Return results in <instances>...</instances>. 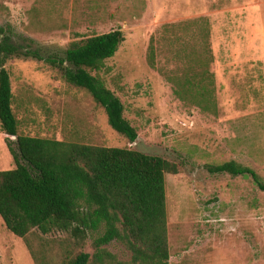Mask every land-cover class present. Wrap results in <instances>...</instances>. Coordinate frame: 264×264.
<instances>
[{
  "label": "rangeland",
  "instance_id": "1",
  "mask_svg": "<svg viewBox=\"0 0 264 264\" xmlns=\"http://www.w3.org/2000/svg\"><path fill=\"white\" fill-rule=\"evenodd\" d=\"M199 17L209 25L215 114L178 97L165 76L187 72L185 52L198 46L192 28L163 26ZM0 25L24 48L60 57L72 42L120 29L124 41L97 75L122 102L137 139L112 130L85 90L33 58L5 64L19 133L125 147L176 163L178 173L165 174L170 264H264V192L247 176L205 168L234 160L264 178V0H0ZM152 37L155 68L147 62ZM4 138L0 132V170L13 169ZM27 240L29 247L0 217V264H57L67 253L92 254L90 240L77 244L66 233L34 230ZM106 249L129 259L116 242Z\"/></svg>",
  "mask_w": 264,
  "mask_h": 264
},
{
  "label": "trees",
  "instance_id": "2",
  "mask_svg": "<svg viewBox=\"0 0 264 264\" xmlns=\"http://www.w3.org/2000/svg\"><path fill=\"white\" fill-rule=\"evenodd\" d=\"M179 27L194 30L198 50L191 55L185 52L187 72L166 74V79L178 97L188 95L200 108L215 114L208 21L199 17L182 25H164L163 30L174 32ZM123 41L122 31L114 29L72 42L62 57L42 56L14 41L0 25V132L5 134L4 142L16 165L0 170V217L6 229L27 246V236L34 230L42 235L66 233L77 244L91 241L92 254L67 253L57 264H170L165 174L178 173L176 163L125 147L23 135L12 109L5 64L14 58H33L59 69L65 81L85 90L104 110L111 129L133 143L137 132L124 117L122 102L97 75ZM147 62L155 68L153 37ZM205 168L212 175L247 176L264 192V178L234 160ZM113 242L129 253L128 260H119L106 249Z\"/></svg>",
  "mask_w": 264,
  "mask_h": 264
},
{
  "label": "water",
  "instance_id": "3",
  "mask_svg": "<svg viewBox=\"0 0 264 264\" xmlns=\"http://www.w3.org/2000/svg\"><path fill=\"white\" fill-rule=\"evenodd\" d=\"M10 138H11L12 140H15V136H11Z\"/></svg>",
  "mask_w": 264,
  "mask_h": 264
}]
</instances>
